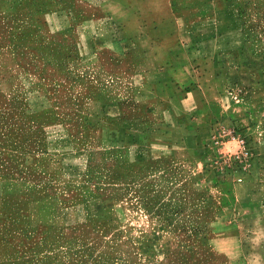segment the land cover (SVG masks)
Returning a JSON list of instances; mask_svg holds the SVG:
<instances>
[{
  "label": "rangeland",
  "instance_id": "rangeland-1",
  "mask_svg": "<svg viewBox=\"0 0 264 264\" xmlns=\"http://www.w3.org/2000/svg\"><path fill=\"white\" fill-rule=\"evenodd\" d=\"M142 1L0 0V264H264V0L194 8L235 96L201 164L160 152L135 97Z\"/></svg>",
  "mask_w": 264,
  "mask_h": 264
},
{
  "label": "crops",
  "instance_id": "crops-1",
  "mask_svg": "<svg viewBox=\"0 0 264 264\" xmlns=\"http://www.w3.org/2000/svg\"><path fill=\"white\" fill-rule=\"evenodd\" d=\"M206 1L160 0L152 10L124 14L147 20L140 28L143 61L133 76L135 97L142 110L146 105H160V136L154 137H160V152L182 163L192 159L204 163L205 145L235 101L234 94L223 90L221 77L193 52L190 19L198 18L200 12H193L194 8ZM254 190L263 207L264 187Z\"/></svg>",
  "mask_w": 264,
  "mask_h": 264
},
{
  "label": "built area",
  "instance_id": "built-area-1",
  "mask_svg": "<svg viewBox=\"0 0 264 264\" xmlns=\"http://www.w3.org/2000/svg\"><path fill=\"white\" fill-rule=\"evenodd\" d=\"M227 134L228 133L226 131H223V132H221V134H219L218 137L214 138V143L217 145V147H221L222 146V144L224 143L225 136H228ZM234 139L238 140L240 145H242L243 150L240 153H238V155L236 157H237V159H242L243 160L241 167H242L243 170L246 171L249 168V165H250L248 163L249 160H250L249 151L247 150L246 143H245L244 140L237 139V138H234ZM239 181H242V179H240Z\"/></svg>",
  "mask_w": 264,
  "mask_h": 264
}]
</instances>
